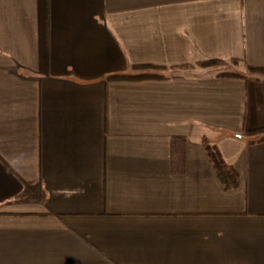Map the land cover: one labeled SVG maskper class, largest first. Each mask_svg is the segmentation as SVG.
<instances>
[{
    "label": "crops",
    "instance_id": "0c3cea01",
    "mask_svg": "<svg viewBox=\"0 0 264 264\" xmlns=\"http://www.w3.org/2000/svg\"><path fill=\"white\" fill-rule=\"evenodd\" d=\"M143 64L163 77L107 79ZM249 66L264 0H0V264H264V142L237 136L264 126Z\"/></svg>",
    "mask_w": 264,
    "mask_h": 264
},
{
    "label": "trees",
    "instance_id": "16d2710c",
    "mask_svg": "<svg viewBox=\"0 0 264 264\" xmlns=\"http://www.w3.org/2000/svg\"><path fill=\"white\" fill-rule=\"evenodd\" d=\"M234 61H238L234 59ZM219 62L217 59L207 60L203 62L205 65H210L212 63ZM164 66L155 64H143L134 65L132 73L129 74H113L107 77L109 80H133V79H146V78H162L163 75L159 72ZM249 71L264 74V67L259 66H249ZM223 75L229 76H242L239 73H223ZM238 137L244 139L247 144L253 145L264 142V126L246 128L244 127L238 134ZM203 144L206 148L209 159L213 163L217 176L223 186L226 189H234L238 184V174L236 170L228 165L224 158L222 157L219 149L210 145L207 139H203ZM172 161L174 163H179L183 167L185 161V152L183 148L173 147L172 151ZM182 171V169L180 170ZM25 199L43 202L46 199V191L43 184L40 181L35 183H27L22 192Z\"/></svg>",
    "mask_w": 264,
    "mask_h": 264
},
{
    "label": "rangeland",
    "instance_id": "374dc122",
    "mask_svg": "<svg viewBox=\"0 0 264 264\" xmlns=\"http://www.w3.org/2000/svg\"><path fill=\"white\" fill-rule=\"evenodd\" d=\"M219 62H222V61H219ZM219 62H215V63H219ZM159 71H161V70H159Z\"/></svg>",
    "mask_w": 264,
    "mask_h": 264
}]
</instances>
